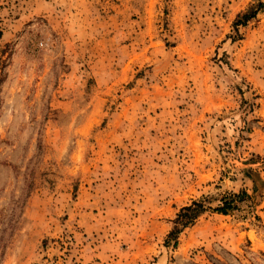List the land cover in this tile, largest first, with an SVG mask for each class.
Instances as JSON below:
<instances>
[{
	"label": "rangeland",
	"instance_id": "1",
	"mask_svg": "<svg viewBox=\"0 0 264 264\" xmlns=\"http://www.w3.org/2000/svg\"><path fill=\"white\" fill-rule=\"evenodd\" d=\"M0 264H264V0H0Z\"/></svg>",
	"mask_w": 264,
	"mask_h": 264
},
{
	"label": "trees",
	"instance_id": "2",
	"mask_svg": "<svg viewBox=\"0 0 264 264\" xmlns=\"http://www.w3.org/2000/svg\"><path fill=\"white\" fill-rule=\"evenodd\" d=\"M262 4H258L255 7H251L246 13L239 15L234 23V27L237 28L240 25H245L249 20L253 19L256 13L260 10ZM237 196L231 195L224 200H222V206L217 208V211L220 214L225 215L227 210L232 207L233 201ZM205 212L203 201H195L190 206L182 208L177 218L173 222L174 229L168 234L167 240H176L178 234L182 229L190 226L199 216Z\"/></svg>",
	"mask_w": 264,
	"mask_h": 264
}]
</instances>
